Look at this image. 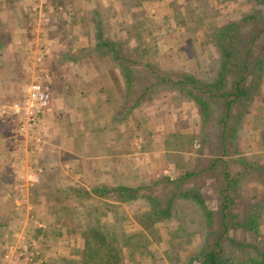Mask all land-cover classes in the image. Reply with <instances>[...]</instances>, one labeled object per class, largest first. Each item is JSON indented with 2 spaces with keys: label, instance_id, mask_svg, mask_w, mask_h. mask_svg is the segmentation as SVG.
<instances>
[{
  "label": "rangeland",
  "instance_id": "obj_1",
  "mask_svg": "<svg viewBox=\"0 0 264 264\" xmlns=\"http://www.w3.org/2000/svg\"><path fill=\"white\" fill-rule=\"evenodd\" d=\"M36 3L48 6L44 21L38 22L31 10ZM14 4L32 15L31 30L40 45L57 43L65 52L83 49L90 43L84 33L88 30L99 32L102 41L114 43L123 56L136 60L139 85L149 88L142 97L146 112L152 118L167 116L178 135H164L162 146L169 150L164 158L169 163L167 168L158 153L151 154L147 166L139 155L145 149L141 150L140 142L137 143L136 178L121 179L147 187L134 201L120 202L115 194L101 197L98 193L99 198L74 196L72 200L54 195L47 205L39 203L43 209L30 212L25 210L24 202H6L4 208L9 206V210L4 218L7 225L0 229V264H19L5 262L4 254L19 247L22 236L35 243L38 252L29 264H59L57 255L79 261L78 251L84 245L82 232L89 225L99 226L108 235L117 249L118 264H199L196 256L219 232L223 161L233 180L230 196L239 217L247 215L251 203L264 199V32L249 57L253 63L240 85L246 89V96L235 101L227 120L225 155L221 152L218 120L225 113V99L208 97L191 84L167 80L192 79L202 87L215 88V93L230 91L238 79L232 60L237 50L228 42L227 33L238 29L242 36L248 35L257 19L256 10H261V28L264 0H142L136 8L131 7L129 0H0V9H11ZM58 6L63 8L64 16L58 15ZM80 7L84 11L96 8L100 27L95 22L86 23L85 27L84 19L91 14H82ZM139 22L159 27L153 39L144 34L141 45L137 44L134 30ZM217 39L227 44L226 62ZM72 43L75 45L69 47ZM144 48H149L147 57H142ZM110 56L96 52L88 59L92 65H107L111 64ZM45 65L48 67L49 61ZM177 94L179 97L173 99ZM149 141L150 150H156L159 143L151 138ZM216 158L221 162L212 171L175 182L187 169L199 172ZM105 201L112 206L107 208ZM63 205L66 209L60 208ZM261 214L258 231L264 233V212ZM44 218L51 223L45 242L35 236ZM241 233L238 227L229 236L241 237Z\"/></svg>",
  "mask_w": 264,
  "mask_h": 264
},
{
  "label": "crops",
  "instance_id": "obj_2",
  "mask_svg": "<svg viewBox=\"0 0 264 264\" xmlns=\"http://www.w3.org/2000/svg\"><path fill=\"white\" fill-rule=\"evenodd\" d=\"M3 9H0V219L9 210V206L4 208L6 202H24L25 210L30 212L43 209L42 205H47L54 195L70 200L74 196L99 198L101 187L128 184L121 179L136 178L138 142L141 150L145 149L139 155L147 166L151 154L158 153L161 164L169 167L164 160L169 150L163 149V138L177 136V131L174 132L178 129L167 116H149L143 99L140 103L144 106L141 103L137 107L136 99L132 106L126 105L130 95L119 66L88 64L84 60L86 52L80 53L82 60L78 62L71 59L77 53L75 50L65 52L57 43H50L49 47L40 45L39 38L32 33V15L27 9L18 4ZM45 60L49 61L48 67ZM127 71L129 85L135 89L137 67H128ZM33 76L47 81L50 87V107L40 117L42 132L38 140L20 133L17 118L3 110L26 92ZM178 97L179 94L172 98ZM150 138L159 143L156 150H150ZM38 169L41 170L38 180L32 182V173Z\"/></svg>",
  "mask_w": 264,
  "mask_h": 264
},
{
  "label": "trees",
  "instance_id": "obj_3",
  "mask_svg": "<svg viewBox=\"0 0 264 264\" xmlns=\"http://www.w3.org/2000/svg\"><path fill=\"white\" fill-rule=\"evenodd\" d=\"M121 1V0H120ZM131 1V7L136 8V5L141 2L142 0H129ZM81 8V7H80ZM140 8V7H139ZM81 10H83L81 8ZM97 9H92L90 11H81L82 14L88 12L91 16H94V19L89 18L84 19V26L86 27V23L95 22L100 27V17ZM142 8L139 10L141 11ZM261 11V10H260ZM259 10H256L254 14H257V19L255 22L250 26V31L248 35L242 36V34L238 31V29H232L231 32L227 33V37L229 38L228 42H230L233 50H237L234 53L233 61L237 66V77L234 87L227 92H219L215 93V88H205L201 85H196V81L192 79H188L186 81H172L167 80L169 83L174 84H191L194 89H198L203 93L207 94L208 97H219L224 98V106H225V113L221 115L219 120V125L221 127V143H222V155H225L226 152V141L225 135L227 133V120L230 118V112L232 110L233 104L237 101L241 96H246V89L242 88L240 85L243 80L246 78L245 73L247 68L250 64H252V60L250 61V56L253 53V49L257 48L258 40L261 38L262 33L264 32V24L260 28V22L262 20V15L260 14ZM72 18H74L72 14ZM108 23V22H107ZM109 24V23H108ZM96 25V26H97ZM135 38L138 40L139 45L141 42H145L143 40V35L147 34L152 39L155 37V30L159 27L152 28V24L146 26L142 22L136 23ZM228 31V30H227ZM87 35L88 40L90 43L87 47L83 49H77L76 54L71 57V59L78 62L82 60L80 57L84 52H88L84 60L87 61L88 64H93L92 61L88 59L90 54H94L96 52L101 53L103 55H111L109 57V61L111 64L107 63V65L119 66L122 70L123 76L125 77V85H126V92L130 95V101L126 102V105L131 104L136 99L137 107L140 103V99L142 100L143 95H145L149 88H141L140 81L137 80L135 89H132L129 85L130 80L129 74L127 71L128 67H133L136 65L137 61L130 57L123 56L120 53L119 47L115 46L114 43H110V41H105L101 39V34L99 32L90 33L84 31ZM104 37V36H103ZM99 39H101L99 41ZM107 39V37H105ZM117 42V41H116ZM242 42L246 44L243 45ZM218 50L221 52L222 58L225 60L227 59V44L217 39ZM149 48H144L141 52H143L142 57H147L149 54ZM241 50L240 56L237 58V52ZM82 52V53H81ZM81 53V55H80ZM78 57V58H77ZM112 57V58H111ZM240 58V59H239ZM112 60V61H111ZM230 60V59H229ZM233 61H231L233 63ZM262 62V60H259ZM226 65V64H225ZM147 66V65H145ZM132 76V75H131ZM160 81L165 82L166 79L160 78ZM140 92V95L138 93ZM137 94V95H136ZM129 98V96H128ZM203 104V102L199 103ZM205 104V103H204ZM220 161L219 158H216L211 161L210 165L202 169L199 172H194L192 169H187L185 173L177 178L175 182H180L182 180H187L193 177H199L207 170H213L214 166H216ZM224 162L223 167V186L219 190L220 196L222 201L220 203L219 208V215L217 216V221L219 222V232L215 233L212 240L209 241V244L202 248V251L196 256L197 261L199 264H264V233H259L258 228L259 224L261 223V212H264V199H261L260 202L251 203L249 205L250 210L248 211L247 215L244 217H239L238 213L235 212L233 209L234 206V199L230 196V189L233 184L232 177L230 173L227 171V163ZM147 187L145 185H138L133 184L131 181L128 184H120L116 187H104L101 190L102 196H107L108 194H115L120 202H131L136 200L140 194L143 192L145 193V189ZM101 196V195H100ZM108 203V204H107ZM107 205L106 207L109 208L112 206V203L105 201L104 203ZM65 208V205L62 207ZM59 208V209H60ZM72 210V208H70ZM46 216V215H45ZM211 217H207V223L211 222ZM216 220V219H215ZM43 226L37 227L36 230V237H41L42 241H46V234L51 228V223L48 222V219L44 218V222H42ZM7 222L4 218L0 219V229L5 228ZM240 228L241 237L239 236H229L230 231L237 230ZM84 245L82 249L78 251L79 254V261L76 259L71 258H62L61 255H57L59 260L56 263L59 264H118L119 263V256L117 253V249L114 246L113 242L108 238V235L104 233V231L97 225L95 226H88V228L82 232ZM29 242L30 240L27 239ZM31 242V241H30ZM135 249H132L131 252L133 253ZM130 253V254H132ZM61 259V261H60ZM55 263V262H54Z\"/></svg>",
  "mask_w": 264,
  "mask_h": 264
},
{
  "label": "built area",
  "instance_id": "obj_4",
  "mask_svg": "<svg viewBox=\"0 0 264 264\" xmlns=\"http://www.w3.org/2000/svg\"><path fill=\"white\" fill-rule=\"evenodd\" d=\"M31 10L38 22L44 21L47 16L48 6L45 3H36L31 7ZM58 15L64 16V11L61 6L57 7ZM50 107V87L47 81H42L36 76L30 77L26 92L17 100L3 107V110L10 112L19 122V131L27 137L39 139L38 135L42 132L40 127V117L47 112ZM40 169L32 173V182L38 180ZM40 226V224H38ZM23 242L19 247H15L12 252L7 251L4 254L5 262L10 260L15 263L29 264L31 263L38 252L36 251L35 243L28 242L25 236L21 238ZM13 256H15L13 258Z\"/></svg>",
  "mask_w": 264,
  "mask_h": 264
}]
</instances>
